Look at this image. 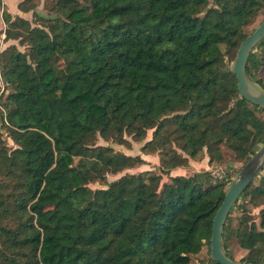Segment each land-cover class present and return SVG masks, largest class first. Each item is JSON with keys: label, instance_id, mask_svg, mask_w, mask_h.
Instances as JSON below:
<instances>
[{"label": "trees", "instance_id": "obj_1", "mask_svg": "<svg viewBox=\"0 0 264 264\" xmlns=\"http://www.w3.org/2000/svg\"><path fill=\"white\" fill-rule=\"evenodd\" d=\"M210 1L51 0L40 14L21 0L35 26L5 13L7 39L25 50L0 53V115L15 144L0 131V264H193L204 250V264H220L213 219L242 167L228 180L204 170L163 185L151 171L109 182L145 160L98 144L153 130L142 150L159 152L167 174L205 151L222 162L224 147L245 164L264 144V108L240 94L222 48L235 59L264 0ZM246 71L264 90V39ZM240 199L224 251L236 260L235 235L248 251L239 261L263 263L264 174Z\"/></svg>", "mask_w": 264, "mask_h": 264}, {"label": "rangeland", "instance_id": "obj_2", "mask_svg": "<svg viewBox=\"0 0 264 264\" xmlns=\"http://www.w3.org/2000/svg\"><path fill=\"white\" fill-rule=\"evenodd\" d=\"M21 0H0V53L9 47L10 45H17L18 46V40L13 39H7L6 37V30L8 28L7 22L5 20V13L9 12L11 13L12 17L15 18H23L26 21H28L32 26L37 25V20L34 17V11L29 12H23L19 9L18 5ZM51 3V0H35V9L40 14H47L49 12L48 5ZM214 2L213 0L210 1V5L213 6ZM264 20V9L260 10L258 15L256 16L254 22L246 27V32H251L254 28H256L262 21ZM21 50H25L24 47L18 46ZM224 52H225V60L228 66L231 67L233 63L232 55L233 53H229L226 46H222ZM259 50H256V52H259ZM5 91V84L3 83L2 77H1V61H0V114L1 112L4 113V116L6 115V112L4 111V108L2 106V99L5 97L4 95ZM8 125V122L6 119H2L0 115V131L2 132L3 138L6 140L7 145L9 147H15V144L13 140L8 136L9 130L5 125ZM173 129V128H172ZM174 130V129H173ZM177 135H172L171 137H175ZM153 137V130H149L147 133V136L144 140H137L131 136H126L127 142L120 144L117 142H113L111 140H105L102 137L98 138V144L102 145H110L115 148V150L121 151L128 155L137 156L140 155L142 158H144L145 162L142 164H139L135 167L129 168L124 170L123 172H120L118 174H109L108 175V181L111 182L115 179H118L119 177L125 175V174H138L145 171H151L156 174L162 175V181L161 184L163 185L166 182L171 181V176H178V175H184V176H191L196 172H202L204 170L210 171L212 174V177L222 179L225 178L228 180L230 177H234V175L237 173V171L242 167L244 162L238 161L235 159V155L233 152L224 147V161L219 162L216 159L210 160L209 155L205 151L201 155H199L197 158H190L186 165L184 166H178L171 170L170 174L164 173L162 163H161V155L159 152L154 153H145L142 150V146L148 141L151 140ZM174 148L182 153L184 156L188 155L183 152L180 149V145L177 141L174 140L173 143ZM264 174V170L260 173V175L254 180L255 184L259 182V178L261 175ZM230 183L228 184V186ZM90 186L94 189L96 188H103L105 187L104 184L100 182L92 183ZM227 186V188H228ZM241 200V199H240ZM239 203H242V200L239 201ZM262 206L255 207L252 209L251 214L258 220V214ZM242 214L241 209L239 208V205L235 207L233 210V213L231 215L232 226L235 228L238 225V218ZM231 251L236 260H240L242 257H244L247 254V250H244L239 246L238 240L235 235L231 237V243H230ZM209 255L208 250H204L199 255L195 256L193 264H204L205 258H207Z\"/></svg>", "mask_w": 264, "mask_h": 264}, {"label": "water", "instance_id": "obj_3", "mask_svg": "<svg viewBox=\"0 0 264 264\" xmlns=\"http://www.w3.org/2000/svg\"><path fill=\"white\" fill-rule=\"evenodd\" d=\"M264 39V20L250 33L240 44L235 59L231 65V71L237 78L238 90L248 101L264 108V90L252 82L247 75L246 66L254 48ZM264 170V144L242 166L240 171L231 181L223 202L213 219L212 234L210 240L211 257L220 264H257L231 259L225 253L222 244V235L227 217L240 199L242 193ZM258 264H264L258 263Z\"/></svg>", "mask_w": 264, "mask_h": 264}]
</instances>
